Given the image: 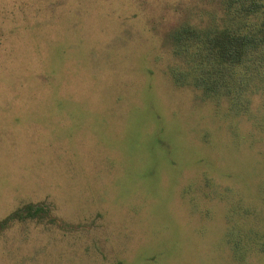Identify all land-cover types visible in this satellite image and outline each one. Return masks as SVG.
I'll use <instances>...</instances> for the list:
<instances>
[{"label":"rangeland","instance_id":"obj_1","mask_svg":"<svg viewBox=\"0 0 264 264\" xmlns=\"http://www.w3.org/2000/svg\"><path fill=\"white\" fill-rule=\"evenodd\" d=\"M217 2L0 0V222L59 219L2 230L0 264H264L263 132L169 76Z\"/></svg>","mask_w":264,"mask_h":264},{"label":"trees","instance_id":"obj_2","mask_svg":"<svg viewBox=\"0 0 264 264\" xmlns=\"http://www.w3.org/2000/svg\"><path fill=\"white\" fill-rule=\"evenodd\" d=\"M210 10L194 15L191 9L165 35L178 61L169 76L176 87L199 91L203 100L225 106L226 116L246 118L264 134V0H218ZM28 219L59 223L49 204L30 203L0 222V232Z\"/></svg>","mask_w":264,"mask_h":264}]
</instances>
